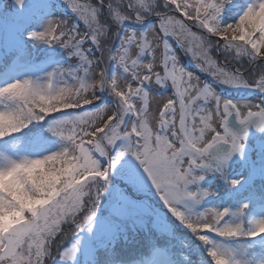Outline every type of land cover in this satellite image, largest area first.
<instances>
[{
	"label": "snow or ice",
	"instance_id": "snow-or-ice-1",
	"mask_svg": "<svg viewBox=\"0 0 264 264\" xmlns=\"http://www.w3.org/2000/svg\"><path fill=\"white\" fill-rule=\"evenodd\" d=\"M5 9L0 264H264V0Z\"/></svg>",
	"mask_w": 264,
	"mask_h": 264
},
{
	"label": "rangeland",
	"instance_id": "rangeland-1",
	"mask_svg": "<svg viewBox=\"0 0 264 264\" xmlns=\"http://www.w3.org/2000/svg\"><path fill=\"white\" fill-rule=\"evenodd\" d=\"M7 2H8V0H0V8H4V4L7 3ZM55 15H57V17H62V18L68 19L69 21H72L74 19V17L72 16V14L70 12H66L63 9L57 11L55 13ZM26 23H27V21L23 18L22 14H19V13H16V12H12V11H8L7 9H5L2 13H0V42H5L6 43L8 41V39L13 34L17 33L22 28V26L24 24H26ZM172 46H173V49L176 52L180 62L183 65H185V66L187 65L186 67L188 68L189 71H192L196 75H199L201 77V79H203V74L202 73H200L194 66H191V65H188V64L185 63L186 60L183 57V55L186 57V54L183 53V51L179 50L176 47V45L173 44V42H172ZM44 47H45V54L48 55L49 50L46 48L47 46L39 45L36 48H37V50H39V49H43ZM32 50H33V48L30 47V49H29L30 58L32 56ZM56 52H57L56 59L60 60L62 63H67V61L65 60L64 55L61 54L62 50L57 48ZM254 102H255V100H254ZM154 107H155V105H154ZM110 182L112 184H114L115 187H117V188H119L121 190H125L126 189L127 192L129 193V195H131L134 199H142V197L140 195H137V194H135L133 192L131 187L126 186V183L121 181L119 176L113 175V177H112ZM108 199L109 198L106 195H102L101 196L100 208H99V214L101 216L107 214V210L109 208ZM126 226L127 227H131L132 225L129 222Z\"/></svg>",
	"mask_w": 264,
	"mask_h": 264
},
{
	"label": "trees",
	"instance_id": "trees-1",
	"mask_svg": "<svg viewBox=\"0 0 264 264\" xmlns=\"http://www.w3.org/2000/svg\"><path fill=\"white\" fill-rule=\"evenodd\" d=\"M47 48V47H46ZM34 54H37L35 57V60H39L40 58L44 57L46 60V54H45V47L43 49L37 50V48H34ZM42 58V60L44 59ZM0 67H2V64H0ZM138 258H143L145 263L151 261L150 252L146 247H143L139 250Z\"/></svg>",
	"mask_w": 264,
	"mask_h": 264
}]
</instances>
